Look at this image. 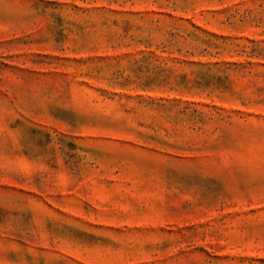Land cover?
Masks as SVG:
<instances>
[{"label": "rangeland", "instance_id": "374dc122", "mask_svg": "<svg viewBox=\"0 0 264 264\" xmlns=\"http://www.w3.org/2000/svg\"><path fill=\"white\" fill-rule=\"evenodd\" d=\"M0 264H264V0H0Z\"/></svg>", "mask_w": 264, "mask_h": 264}]
</instances>
